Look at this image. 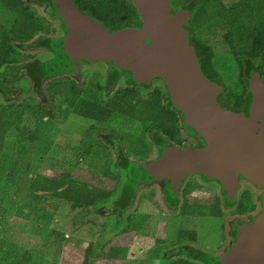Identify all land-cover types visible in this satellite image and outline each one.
<instances>
[{
	"label": "water",
	"instance_id": "1",
	"mask_svg": "<svg viewBox=\"0 0 264 264\" xmlns=\"http://www.w3.org/2000/svg\"><path fill=\"white\" fill-rule=\"evenodd\" d=\"M49 14L60 20L65 35L46 39L52 54L36 59L28 70L36 81L67 75L77 78L80 65L104 64L120 68L131 86L164 85L171 108L181 118L183 129L198 138L201 148L171 147L146 162L124 160L125 181L109 215L131 209L140 186L159 184L165 202L176 208L179 190L191 174L221 186L226 208L236 204L238 177L260 187V212L249 222L232 225L234 246L217 257L202 255L207 264H264V83L251 63L244 66L248 108L231 111L216 97L227 85L207 79L199 69L184 25L194 3L178 6L171 0H127L136 9L141 26L115 31L103 28L90 14L74 7V0H41ZM120 208V209H118Z\"/></svg>",
	"mask_w": 264,
	"mask_h": 264
},
{
	"label": "trees",
	"instance_id": "2",
	"mask_svg": "<svg viewBox=\"0 0 264 264\" xmlns=\"http://www.w3.org/2000/svg\"><path fill=\"white\" fill-rule=\"evenodd\" d=\"M174 1H177L175 6L194 3V7L190 11L188 24L186 23L184 26L185 30H187V36L192 37L196 35L195 38L198 37V32L194 33V30L196 31L200 27L197 26L198 24H201V26L207 25L208 27L212 25H221L223 27V29L220 27V34L224 36L223 42L222 40L212 39V34L206 31L208 27L204 30L206 35L204 31L200 32V36L204 39L199 45H201L200 48L203 51H206V54L203 51L199 52V56L201 57L200 63L202 64L200 71L202 74L204 73L203 75L207 79L218 77L219 72L213 64L212 53L217 46L216 43L221 42L232 57L235 58L240 72V82L242 83V89L239 93L232 94V92H229L222 94V98L224 96V99L228 103L224 102L221 106L231 111L247 109L246 83L243 77L244 66L251 63L257 70L260 80L264 83V23H259L258 28H255L256 30L251 34L252 39L249 48L238 49L232 38L231 30L224 28L226 23L223 17L218 15V3H214V0ZM74 5L80 12L91 13L108 30L124 29L139 24L136 9L127 0H74ZM46 6L44 8L41 0H0V99L9 102L6 105L0 104V149L4 145L5 135L11 129L17 130L20 126L27 131L30 141L34 140L33 135L36 134L48 138L49 136L53 137L52 131L59 124L57 110L55 106H52V103L58 98L63 99L62 122L72 120L70 121L72 126L78 121L74 120V115H77L75 105L80 99L92 102L96 106L102 105L98 116L86 118V115H93L95 110L89 112L90 114L81 113L80 115L83 118L79 119H85L89 123V127L94 130L109 133V135L105 136L107 143L96 141L89 147L84 148L83 151L93 160L106 163V147L109 146L116 155L115 162L110 165L103 164L104 168L101 173L95 174L80 167L78 162L63 163L55 160L54 162L57 164L53 165L47 160L49 158H43L40 166L41 168L44 167V171L42 172L41 168H39L40 171L38 170L31 174L28 189L32 193H41V196L38 198L40 199V204L37 207V211L47 219L57 214V211L59 213L65 211L68 213L79 209H87L94 206L98 200L114 196L111 198L109 206L102 210V215L108 216L107 210L112 207L113 202L119 197L125 180H123L122 176L125 173L123 162L127 158L123 153V145L119 140L124 138L125 132L128 130L127 127L136 129V132L133 134L139 138L144 137L146 131L152 128L150 132L155 143L168 146L167 140H179L180 117L169 106L163 90L159 88L150 89V87L143 84L131 86L127 82L123 71L117 67L108 69L102 88H98L97 84L92 80L88 82L86 87H78L66 75L46 78L44 83L36 81L35 77L28 70V66L36 59L20 62L18 58L22 56L18 50L44 48L46 37L53 30L38 22L43 18L37 15L35 7H38L41 9V13H46L47 15L48 5L46 4ZM195 38L194 40L196 41ZM120 80L124 81L125 87L115 92L114 96L109 99L108 95L111 89ZM21 82H25L28 85L27 89L23 90L24 92L40 97L46 93L50 97L51 107H46L37 102L35 104L33 101L15 103V99L22 92ZM101 89L104 91L98 96L96 91H100ZM116 126H121L120 129L123 130L116 129ZM64 133L65 131H62L61 135ZM50 160L52 159L50 158ZM1 168L6 172L4 165ZM112 168H115L116 172L111 171ZM12 170L13 168H10L11 172ZM52 204H55V206H51ZM243 204L240 202L237 205V213H242L245 210ZM184 209L183 205L180 213L177 214L179 221L181 219H189L185 217ZM210 209H214V212L219 216L218 211L220 213L221 208L217 206H208L207 208L205 206H198V210L201 212H208ZM217 215L216 217H218ZM114 217H116L118 222H121L118 214H115ZM144 218V214H138V219L140 220L135 224L134 217H128L125 231H138ZM1 224L2 222L0 221V228ZM82 226L86 227L84 229L85 232H82L85 236L92 234L93 224L91 222L86 221ZM74 228H77L76 223H74L72 229ZM63 229V226L59 224L50 231L51 242L45 250L51 249L48 253L52 259L60 253L66 257L69 253L63 251L72 249L77 244L75 242L76 239L72 236L65 237ZM179 234L180 239H194L196 235L193 230L188 229L179 230ZM91 238L87 247L82 251L83 258L78 261V264H92L91 257L94 250ZM127 252V245L110 243L103 247L99 258L102 260H121L126 257ZM190 253L193 257H198L196 251H190ZM34 263L35 258L26 253L20 257L17 264ZM169 264L188 263L174 260Z\"/></svg>",
	"mask_w": 264,
	"mask_h": 264
},
{
	"label": "rangeland",
	"instance_id": "3",
	"mask_svg": "<svg viewBox=\"0 0 264 264\" xmlns=\"http://www.w3.org/2000/svg\"><path fill=\"white\" fill-rule=\"evenodd\" d=\"M176 3L177 1H173L174 5H176ZM214 3H218V15L223 17L226 23L224 28L231 30V35L237 48H249L252 39L251 34L256 30L255 28H258L259 23H264V0H214ZM35 10L40 18H44L43 22L42 19L38 22L40 24L44 23L46 15L41 13V9L38 7H35ZM197 26L200 27L196 31L194 30V33L198 32L199 35L200 32L202 33L205 28L208 27L207 25L201 26V24ZM220 27L223 29L221 25H212L208 27L206 31L212 34V39L218 41L222 40L223 42L224 36L220 34ZM195 37L196 35L194 38ZM216 45L212 53V59L216 70H218L220 74L217 80L227 85V93L232 92V94H237L242 89V83L240 82V72L236 60L221 42L216 43ZM18 51L23 57L18 58L20 62L32 61L33 59L43 60L48 56L47 51L40 48L34 50L20 49ZM106 69L107 67L101 63L84 65L81 67L79 77L73 79V82L78 87H86L88 82L92 80L97 84L98 88H102L106 79ZM20 86L22 92H20L19 96L15 99V103L33 101L35 104L37 102L46 107H51L50 97H48L46 93L41 97L36 96L23 91L27 89V83L21 82ZM124 87V81H118L111 89L108 95L109 99L114 96L115 92L122 90ZM153 88L164 90V86L159 80L152 81L150 89ZM103 91L104 90L101 89L96 92L98 96H100ZM220 101L228 103L227 100L224 99V96ZM8 103L9 102L0 99V104L6 105ZM62 104V98H58L52 103V106L56 107L59 124V126L52 131L53 137L49 136L48 138L36 134L33 135L34 140L30 141L27 131L24 130L22 126L17 130L11 129L5 135L4 145L0 149V221L2 222L0 228V264H17L20 257L26 253L35 258L34 264H78V261L83 258L82 251L87 247L91 236L94 250L91 257L92 264H161L162 262L159 259L161 249L153 247L152 245L154 244V236L158 237L161 225H163L161 218L165 214H172V212L164 209L161 205L163 187L159 184L149 187L140 186L131 209L124 213L122 219H120L121 222H118L116 217L102 215L103 208L109 206L110 200L114 196L98 200L94 206L87 209H79L68 213H66V211L63 213L57 211V214H54L48 219L37 211V207L40 204V199L38 198L41 196V193L30 192L28 186L29 178L32 176L31 174L37 172L39 168H41L40 162L43 161V158H49L47 160L53 165L57 164L54 162L55 160L63 163L78 162L80 167L95 174L101 173L104 168L103 164L110 165L115 162L116 155L109 146L106 147V163L93 160L83 151L84 148L89 147L96 141L107 143L105 136L109 135V133L94 130L89 127L90 125L85 119H79L83 118L82 115H80L81 113L90 114L89 112L95 110L93 115H86V118L98 116L99 111L102 109V105L96 106L92 102L80 99L75 105L77 115H74V120L78 121L72 126L70 122L72 120L62 122ZM120 128L121 126H116V129L123 130ZM127 129V132L124 131V138L119 140L123 145V153L126 155V158L134 162H146L151 160L154 156V150L148 138L143 136L139 138L137 135L133 134L136 132V129L130 127H127ZM62 131H65L63 135H61ZM50 158L52 160H50ZM2 165L5 166L6 169H4L6 172L1 168ZM10 168H13L12 172ZM41 171H44V167L41 168ZM111 171L116 172L115 168H112ZM122 176L124 180V173ZM148 197L150 198L148 199ZM156 203L158 205L160 204L159 207H161L159 208ZM51 206H55V204ZM233 208L234 207L223 208V215L219 216L221 220H213V223H210L207 228L205 227L200 231L199 238H211L210 233L216 234L217 226L220 225L222 221H224V225L227 227L229 220H231V217H229L230 214L227 211L233 210ZM177 209L178 208H176L175 211ZM135 213H145L149 216V220L147 221L149 225L143 227L141 233L136 234L132 231H125L128 217H134L135 224L140 220L138 219V215H134ZM188 214L191 218L192 216H198V213L194 209H191V211L189 210ZM195 218L196 217L189 221L186 220L184 226L195 227L196 223L193 224L197 219ZM86 221L93 224L92 234L89 236H85L82 233L85 232L84 229L86 228L85 226L83 227L82 224ZM74 223H76V229H72ZM59 224L64 228L65 237L72 236L78 241L75 240L77 244L74 248L63 251L69 253L66 257L60 253L52 259L48 253L51 249L47 251L45 248H48L47 246H49L51 242V229L56 228ZM148 231L149 235L145 236L144 233ZM110 243L127 245L128 252L126 257L121 260L100 259L99 255L103 247ZM72 257H74L75 260L72 259Z\"/></svg>",
	"mask_w": 264,
	"mask_h": 264
},
{
	"label": "flooded vegetation",
	"instance_id": "4",
	"mask_svg": "<svg viewBox=\"0 0 264 264\" xmlns=\"http://www.w3.org/2000/svg\"><path fill=\"white\" fill-rule=\"evenodd\" d=\"M173 1L174 0H171V3H172L171 12H173L178 7L173 4ZM43 6L45 8L46 4L43 3ZM75 9L78 12H80L77 9V7H75ZM80 13L91 15V13H86V12H80ZM44 14L46 15V13ZM91 17L94 20L99 21L94 16L91 15ZM43 20L44 18L42 19V22ZM100 24L102 26L101 22ZM42 25H44L45 27H49L48 29L53 30V32L51 31L48 34L46 39L62 38L65 35L64 31L62 30L60 20L53 18L49 14V10H48V14L45 17V22L42 23ZM140 26H141V23L139 20V24L137 26H130V27L139 28ZM108 31L112 32L115 30H108ZM189 37L190 36L188 35V40H187L188 44L193 49L194 55L196 57V60H197V63L200 69L202 64L200 63L201 57L199 56V52L201 53L203 49L200 48L201 45H199V43L203 41L204 38L198 35V37L195 38L196 39L195 41L194 36L190 37V40H189ZM43 50H46V49L43 48ZM203 52L204 54H206L205 50ZM47 55L48 56L43 60H47L52 57V54L48 51H47ZM84 65L86 64L82 63L80 65V69H79L80 72H81V67ZM106 72H108V69H106ZM68 77L71 80L75 79L70 76ZM218 77H220V74H218ZM218 77H215V78L217 79ZM163 92L165 93V90H163ZM221 98H222V94H219L216 97L217 102L220 105H223L224 102L220 101ZM179 125H180L179 126V133H180L179 140H173V141L167 140L166 142H168V146H164V145L162 146L161 144L155 143L153 136L150 132L152 128H149L146 131L144 137L148 138L152 146V149L154 150V156L152 159H154L157 156L159 151L164 150V149H169L171 147H178L182 149L184 147L201 148L203 146V143L198 138H196L193 135H190L183 129L181 118L179 121ZM238 185H239V188L237 191L236 204L234 205L233 210L227 211L230 214L229 217H231L230 218L231 220H229L227 227L226 225H224V221H222L220 225L217 226L216 234L210 233L211 238L209 239L199 238L198 232L200 233L202 229H204L205 227L207 228L210 223H213L216 220H221L219 216L223 215L222 209L226 208L223 203V196L221 195V186L218 182L205 180L200 175H197V174L189 175L183 181L182 186L180 187L179 198H178L179 200L176 206V208L178 209L176 211H175L176 208L170 207L168 203L165 202L164 195L162 193L163 197L161 199V205L162 207H164V209L172 212V214L170 215L165 214L161 218L163 225H161L158 237L154 236L155 237L153 241L154 244L152 245L153 247L161 249L160 250L161 255L159 258L162 262L161 264H169L170 262L174 260H181L188 264H207L206 261L203 260L202 255L211 256L212 258L217 257L223 254L226 250H229L230 248L234 246V240L231 236L232 225L235 224L236 222H239L240 224L247 223L251 221L260 212L261 206H260L259 197L261 196L263 192V190L260 187L252 184L248 180L242 179L241 177H238ZM240 202H242V204L244 203L243 205L245 206V210L242 213H237L236 207L237 205H239ZM156 205L159 207L160 204L158 205L156 203ZM183 205L185 208L184 209L185 217H190L188 216L189 215L188 211L189 210L191 211V209H194L198 213V216H192V218L190 217L188 219V220H191L194 217L197 218V219L195 218L196 220L193 223V224L196 223L195 227H189V226L186 227L184 226V222H186V220L184 219H181L180 221L178 220L177 214L180 213L181 207ZM199 205L205 206L206 208L208 206L209 207L217 206L218 208H221L220 209L221 212L219 213L218 211L219 216L217 215L216 212H214V209H210L208 212L207 211L201 212L200 210H198ZM138 214L139 215L144 214L145 218L143 219V222L141 223L140 229L138 231L136 230L132 231L134 232V234L141 233L142 228L149 225V222H147L149 220V216L146 215L145 213H135L134 215H138ZM215 214L218 217H216ZM108 216L114 217L113 215H108ZM183 229L193 230L196 234L195 238L194 239H180L179 230H183ZM144 235L145 236L149 235V231L144 233ZM190 251H196L198 253V257H193L192 255H190L191 254Z\"/></svg>",
	"mask_w": 264,
	"mask_h": 264
}]
</instances>
